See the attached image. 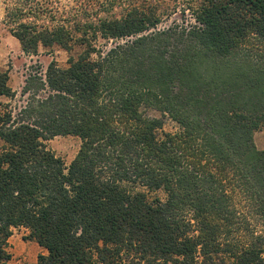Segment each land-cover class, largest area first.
<instances>
[{
    "label": "trees",
    "instance_id": "16d2710c",
    "mask_svg": "<svg viewBox=\"0 0 264 264\" xmlns=\"http://www.w3.org/2000/svg\"><path fill=\"white\" fill-rule=\"evenodd\" d=\"M0 2L24 54H69L0 101V264L20 227L37 264H264V0Z\"/></svg>",
    "mask_w": 264,
    "mask_h": 264
},
{
    "label": "rangeland",
    "instance_id": "374dc122",
    "mask_svg": "<svg viewBox=\"0 0 264 264\" xmlns=\"http://www.w3.org/2000/svg\"><path fill=\"white\" fill-rule=\"evenodd\" d=\"M62 4H65L67 0H61ZM3 5L0 2V70L6 71L9 76V87L16 93L13 100L1 98L0 101L5 104H10L12 108L21 106L23 99L20 97V91L24 86V81L28 75L43 76L45 68L50 62H54L59 67H65L69 54L58 47L42 48L40 47L37 55L29 56L21 51L18 41L11 36L6 25L3 24ZM184 22H190L188 17ZM182 20L179 15H170L162 17V20L158 26V29L166 28L173 23L182 24ZM183 22V23H184ZM128 38L127 40H131ZM118 43H124V41H118ZM111 43L107 44L109 47ZM78 48H74L70 53L73 56L78 54ZM253 61L259 62L263 59L259 53L252 52ZM258 60V61H257ZM152 117H158L159 114L150 111L148 112ZM165 132H175L176 126L169 120L164 125ZM254 137L256 140L264 139V128L255 132ZM46 147L52 151L57 157H59L65 165H68L75 157L80 147V140L74 136H57L46 143ZM158 197L163 199V194L158 193ZM23 264H35V258L27 257L22 262ZM10 264H17L14 260Z\"/></svg>",
    "mask_w": 264,
    "mask_h": 264
},
{
    "label": "crops",
    "instance_id": "0c3cea01",
    "mask_svg": "<svg viewBox=\"0 0 264 264\" xmlns=\"http://www.w3.org/2000/svg\"><path fill=\"white\" fill-rule=\"evenodd\" d=\"M254 143L258 150H264V139L256 140L254 137ZM27 234L28 231L22 227L12 230V234L8 238L5 248L6 252L11 256L9 264L14 260L17 264H23L22 262L27 257L35 258V264H37V256L39 254H46V251L40 248L35 242L23 239Z\"/></svg>",
    "mask_w": 264,
    "mask_h": 264
}]
</instances>
